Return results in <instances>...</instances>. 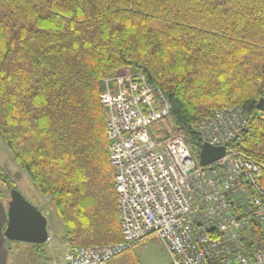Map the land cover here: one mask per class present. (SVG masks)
I'll return each instance as SVG.
<instances>
[{"label":"trees","instance_id":"1","mask_svg":"<svg viewBox=\"0 0 264 264\" xmlns=\"http://www.w3.org/2000/svg\"><path fill=\"white\" fill-rule=\"evenodd\" d=\"M132 71L161 90L196 160V120L234 105L246 127L227 145L264 158V0H0V138L53 202L67 247L121 239L99 95ZM0 186L6 207L17 187L2 167Z\"/></svg>","mask_w":264,"mask_h":264},{"label":"built area","instance_id":"2","mask_svg":"<svg viewBox=\"0 0 264 264\" xmlns=\"http://www.w3.org/2000/svg\"><path fill=\"white\" fill-rule=\"evenodd\" d=\"M99 95L121 228L117 242L67 247L63 264H108L149 237L171 264H264V159L229 142L246 127L237 105L201 115L194 129L221 157L199 165L180 131L152 135L170 107L141 71L112 74Z\"/></svg>","mask_w":264,"mask_h":264},{"label":"rangeland","instance_id":"3","mask_svg":"<svg viewBox=\"0 0 264 264\" xmlns=\"http://www.w3.org/2000/svg\"><path fill=\"white\" fill-rule=\"evenodd\" d=\"M103 83H101V87ZM170 121L168 116L162 118L160 121L153 123L155 129H159L161 132L163 129L172 131L170 125L167 123ZM163 133V132H162ZM165 135V134H163ZM0 167L4 169L7 175H10L15 181L17 189L20 193L33 205L41 209L42 213L47 217V230L48 239L45 243H42L41 249L33 251L34 259L29 260L28 257H24L23 251H16V255L10 257L15 264H63L64 254L67 249V243L65 240L64 227L60 216L56 213L53 202L45 194L40 193L31 183L28 175L25 171L19 169L12 159V152L9 147L0 138ZM2 187L0 186V189ZM23 244V243H21ZM36 252H38L36 254ZM131 252V251H129ZM126 252V255L129 253ZM29 254V253H28ZM30 255V254H29ZM133 255L137 256L140 264H165L170 257L167 251L163 248L161 243L155 237H149L141 244L133 249ZM128 256V255H127ZM128 260L137 264L135 257L129 254Z\"/></svg>","mask_w":264,"mask_h":264},{"label":"water","instance_id":"4","mask_svg":"<svg viewBox=\"0 0 264 264\" xmlns=\"http://www.w3.org/2000/svg\"><path fill=\"white\" fill-rule=\"evenodd\" d=\"M256 107H263L259 100ZM223 145H210L203 142L198 153V164L207 165L224 153ZM6 223L3 235L9 240L42 244L48 239L47 218L42 211L30 203L16 188L9 190L6 206Z\"/></svg>","mask_w":264,"mask_h":264},{"label":"crops","instance_id":"5","mask_svg":"<svg viewBox=\"0 0 264 264\" xmlns=\"http://www.w3.org/2000/svg\"><path fill=\"white\" fill-rule=\"evenodd\" d=\"M6 217H7L6 216V207H5L4 203L2 202V200H0V264H15L12 262V259H11V263H10V257L12 255H16L15 253H18L20 249L24 252L23 253L24 257H28L29 260H33L34 255H33V252H31V250H30L31 249L30 246L25 244L27 242H22L23 244H21V243L14 244L13 242L10 243L7 241V238L3 235V230H4V226H5L6 219H7ZM19 242H21V241H19ZM141 243H139V244H141ZM139 244H137L135 247H137ZM13 247L18 252H15ZM135 247H133L132 249H129V250L125 251L124 253L118 255L117 257L111 259L108 262V264H134V262H130L128 260L129 254L132 255V258H133V256L135 257V259H136L135 262H137V264H140L137 256L133 255V249ZM7 248H9V249H7ZM129 251H131V252H129ZM126 252H129L127 254L128 256L126 255ZM37 253L38 252H36V254ZM38 264H40V263H38ZM165 264H169V260ZM170 264H171V262H170Z\"/></svg>","mask_w":264,"mask_h":264},{"label":"bare ground","instance_id":"6","mask_svg":"<svg viewBox=\"0 0 264 264\" xmlns=\"http://www.w3.org/2000/svg\"><path fill=\"white\" fill-rule=\"evenodd\" d=\"M161 120V119H160ZM159 120V121H160ZM107 122V121H106ZM163 134H165V135H168V134H170L171 132H169V130L168 129H163ZM177 132V131H176ZM175 133V132H174ZM205 142V141H204ZM108 152V151H107ZM264 159V158H263ZM109 162H110V160H109ZM111 164V163H110Z\"/></svg>","mask_w":264,"mask_h":264}]
</instances>
